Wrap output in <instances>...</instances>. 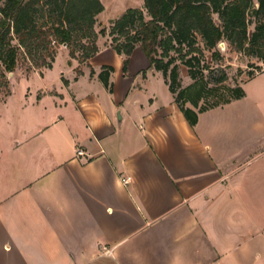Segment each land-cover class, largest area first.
<instances>
[{"label": "crops", "instance_id": "0c3cea01", "mask_svg": "<svg viewBox=\"0 0 264 264\" xmlns=\"http://www.w3.org/2000/svg\"><path fill=\"white\" fill-rule=\"evenodd\" d=\"M97 45L0 116V264H264V71L191 127L140 46Z\"/></svg>", "mask_w": 264, "mask_h": 264}, {"label": "trees", "instance_id": "16d2710c", "mask_svg": "<svg viewBox=\"0 0 264 264\" xmlns=\"http://www.w3.org/2000/svg\"><path fill=\"white\" fill-rule=\"evenodd\" d=\"M103 11L101 0H5L0 6V101L12 95L9 75L22 62L30 64L29 73L52 69L58 50L64 45L72 59L80 64L89 62L99 52V35L107 36L106 29L96 31L97 17ZM216 16L220 24L215 22ZM252 17L256 26L250 33ZM108 29L111 47L126 57L124 70L140 46L151 66L163 74L191 127L197 124L199 114L208 109L196 111L186 106L191 103L198 108L201 95L193 91L196 84L182 88L180 64L188 68L196 83L199 56L204 49L216 50L223 41L233 51H249L264 60V0H144L143 9L127 10ZM215 57L220 54L215 52ZM112 72L113 68L106 66L99 75L111 92ZM81 74L79 70L78 75ZM226 78L223 73L218 82ZM230 91L233 97L226 103L245 96L240 86Z\"/></svg>", "mask_w": 264, "mask_h": 264}, {"label": "rangeland", "instance_id": "374dc122", "mask_svg": "<svg viewBox=\"0 0 264 264\" xmlns=\"http://www.w3.org/2000/svg\"><path fill=\"white\" fill-rule=\"evenodd\" d=\"M4 1L0 0V6L3 5ZM101 3L104 6V11L97 17L96 31L100 33L104 29L107 30V36L99 35L98 38V41L106 42V45L111 41V37L108 35L110 29L108 28L127 10L144 7V0H101ZM215 22L220 24L217 16L215 17ZM255 23L256 19L252 17L249 26L250 33L254 31ZM199 45L203 49L201 41H199ZM215 52L220 54L219 58L215 57ZM199 58L201 59V65L200 67H195L198 74L196 83L189 76L188 68L179 63V76L182 82V88H188L196 84V88L193 91L200 92L201 98L198 101V108L193 107L191 103H186L187 107H192L196 111L225 104L233 97V93L230 91L231 89L237 86L241 87L244 81L251 78L252 74L257 75L264 71V60L255 57L249 51L239 53L231 50L227 41L221 42L216 50L207 51L204 49L203 55L199 56ZM59 62L57 68H60L61 64ZM29 67L30 64L28 62H22L16 71L9 75L12 100L8 103V98L5 101H0V107L4 105L0 110L1 119L9 116L14 108L17 110L24 100L27 89L29 87L34 88V83L30 85L24 79L30 74L28 72ZM223 73L227 77L226 80L218 82V79Z\"/></svg>", "mask_w": 264, "mask_h": 264}, {"label": "built area", "instance_id": "2783aa9c", "mask_svg": "<svg viewBox=\"0 0 264 264\" xmlns=\"http://www.w3.org/2000/svg\"><path fill=\"white\" fill-rule=\"evenodd\" d=\"M220 45V44H219ZM83 154V152H81V151H79V155H82Z\"/></svg>", "mask_w": 264, "mask_h": 264}, {"label": "water", "instance_id": "95a60500", "mask_svg": "<svg viewBox=\"0 0 264 264\" xmlns=\"http://www.w3.org/2000/svg\"><path fill=\"white\" fill-rule=\"evenodd\" d=\"M65 46V45H64Z\"/></svg>", "mask_w": 264, "mask_h": 264}]
</instances>
